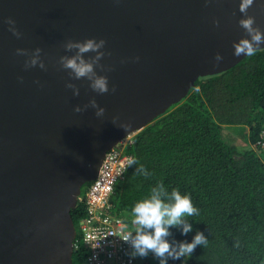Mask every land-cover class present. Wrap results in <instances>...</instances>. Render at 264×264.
Masks as SVG:
<instances>
[{"label": "water", "instance_id": "water-1", "mask_svg": "<svg viewBox=\"0 0 264 264\" xmlns=\"http://www.w3.org/2000/svg\"><path fill=\"white\" fill-rule=\"evenodd\" d=\"M239 3L0 0V264H74L72 209L107 151L181 102L200 76L246 57L233 55V41L246 35ZM248 14L264 29V0ZM9 17L21 38L8 30ZM91 37L106 41L101 63L111 70H96L107 75L110 91L97 94L86 79L73 80L80 89L74 96L58 64L72 55L62 44ZM37 47L46 70L25 69L16 49ZM92 97L106 109L103 117L92 108L74 112ZM115 115L130 124L127 131L111 123Z\"/></svg>", "mask_w": 264, "mask_h": 264}, {"label": "trees", "instance_id": "trees-1", "mask_svg": "<svg viewBox=\"0 0 264 264\" xmlns=\"http://www.w3.org/2000/svg\"><path fill=\"white\" fill-rule=\"evenodd\" d=\"M263 127L264 47L228 69L200 76L188 96L135 134L125 150L149 175H134L136 166L128 167L116 185V211L131 218L133 206L163 182L169 193L177 188L189 194L199 210L187 217L192 231L183 235L170 228L169 241L191 242L197 231L208 239L190 257L168 264H264ZM85 214V203L78 202L72 209L76 226ZM86 256L80 245L74 264ZM138 258L139 264H159L151 253Z\"/></svg>", "mask_w": 264, "mask_h": 264}, {"label": "clouds", "instance_id": "clouds-1", "mask_svg": "<svg viewBox=\"0 0 264 264\" xmlns=\"http://www.w3.org/2000/svg\"><path fill=\"white\" fill-rule=\"evenodd\" d=\"M255 0H240L239 12L242 14L238 24L246 33L238 41H233L234 56L251 57L257 53L264 44V29L256 24V18L248 14V10L253 6ZM213 23L219 27V20ZM8 30L18 39L22 33L16 28V22L11 17L7 19ZM106 41L103 38H86L83 41L68 39L62 47L66 53L72 55H61L58 58V64L63 70H66L70 79L66 81L65 87L72 90L74 96H79L80 89L73 83V80L86 79L89 81V87L97 94H105L110 91L107 75H101L97 68L102 71H110L111 68L101 63L106 53L104 51ZM42 49L37 47L32 51L24 48H17L16 55L24 56V68L29 69L36 66L46 70V65L41 59ZM92 53L93 55H86ZM138 60L139 57H136ZM223 56L217 52L214 57L215 64H219ZM215 66V65H214ZM23 80V77H19ZM116 91L115 86L111 88ZM88 108L95 109L96 117H103L106 109L100 106L95 97L89 99L83 106L77 104L74 106V112L82 113ZM111 123L125 131L130 127L128 122L120 121L118 115L111 118ZM136 166L134 175L143 174L148 176L146 168L138 165L135 157H130L126 162V169L130 166ZM138 165V166H137ZM199 214V210L193 205L189 194H182L177 188H173L169 193L163 182L152 187L150 195L138 201L132 209L131 224L134 226L132 231L126 232L122 240L130 245V258H145L150 253L159 261V264H168L169 259L177 260L182 257L188 258L192 255L197 246H206L208 239L203 232L197 231L191 242L176 241L169 237L172 236L170 228H179L183 235L192 231L193 225L188 222L187 217Z\"/></svg>", "mask_w": 264, "mask_h": 264}, {"label": "built area", "instance_id": "built-area-1", "mask_svg": "<svg viewBox=\"0 0 264 264\" xmlns=\"http://www.w3.org/2000/svg\"><path fill=\"white\" fill-rule=\"evenodd\" d=\"M137 132L129 133L107 151L98 175L79 195L78 202L86 205L79 223L81 241L78 243L76 237L75 243V249L81 245L87 250L82 264H139L138 257L130 258V245L122 240L134 228L132 217L119 214L113 201L116 185L127 171L126 162L134 157L125 146L134 142ZM260 144L264 150V127Z\"/></svg>", "mask_w": 264, "mask_h": 264}, {"label": "rangeland", "instance_id": "rangeland-1", "mask_svg": "<svg viewBox=\"0 0 264 264\" xmlns=\"http://www.w3.org/2000/svg\"><path fill=\"white\" fill-rule=\"evenodd\" d=\"M229 129H226V131L224 130V133L226 135V137H229L228 134L226 133ZM230 138V137H229ZM231 139V138H230ZM77 228L79 229V226H77Z\"/></svg>", "mask_w": 264, "mask_h": 264}]
</instances>
